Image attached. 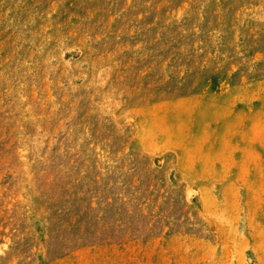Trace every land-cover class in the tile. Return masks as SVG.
Listing matches in <instances>:
<instances>
[{"label": "rangeland", "instance_id": "1", "mask_svg": "<svg viewBox=\"0 0 264 264\" xmlns=\"http://www.w3.org/2000/svg\"><path fill=\"white\" fill-rule=\"evenodd\" d=\"M0 264H264V0H0Z\"/></svg>", "mask_w": 264, "mask_h": 264}]
</instances>
